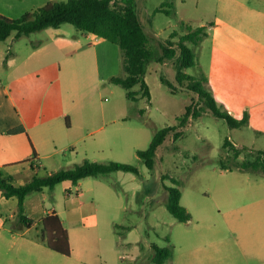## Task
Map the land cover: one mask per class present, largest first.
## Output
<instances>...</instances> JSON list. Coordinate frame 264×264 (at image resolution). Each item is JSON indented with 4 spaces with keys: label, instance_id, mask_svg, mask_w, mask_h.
<instances>
[{
    "label": "rangeland",
    "instance_id": "374dc122",
    "mask_svg": "<svg viewBox=\"0 0 264 264\" xmlns=\"http://www.w3.org/2000/svg\"><path fill=\"white\" fill-rule=\"evenodd\" d=\"M225 1L117 0L136 7L150 46L161 53L162 43L174 48L176 54L147 64L145 79L150 99L143 95L139 83L131 88L137 97L131 100L126 89L109 77L92 79L87 72V84L82 86L81 81L78 90L81 96L86 91L84 100L93 102L97 121L84 132L70 131L63 143L66 147L58 154L60 161L55 165L46 163L38 176H45L53 166L67 169L84 159L123 162L135 166L138 172L116 170L97 177L102 181L99 186L93 177H86L80 179L78 188V184L61 182L26 196L27 201L45 196V206L62 212L65 226L71 225L66 216L71 205L79 204L77 196L83 212L96 209L98 231L95 233V227L89 224L83 228L96 236L92 242L99 256L94 264H113V257L114 264H160L155 246L172 249V258L165 261L169 264H264V170L221 169L220 163L232 166L237 150L238 160H253L264 151V87L258 83L244 87L241 90L246 97L238 88L228 89L230 92L218 89L215 81L214 28L210 25L219 16L224 17L221 8ZM246 1L252 6H260L261 2L264 7V0ZM163 2L173 3L171 14L155 10ZM162 8L169 5L163 4ZM187 24L193 28L204 25L205 30L193 40H183L192 51L193 64L182 66L178 43L187 32ZM64 25L75 29L70 23ZM41 39H45L43 30L0 41V80L6 82V63L11 53L17 52L21 61ZM258 40L264 44V36ZM116 45L117 74H122ZM178 71L183 73L179 81ZM161 76L171 81L174 89ZM204 76L207 83L202 80ZM198 80L221 109L233 111L236 118L254 108L248 122L230 127L225 119L217 117L194 89ZM252 92L258 93V98ZM40 98V107H49L44 93ZM166 126L173 128L156 150L154 167L148 168L137 150L147 149L154 135ZM175 187L181 191L180 202L191 213L188 221H179L165 205L171 196L168 189ZM69 197L75 199L74 204L67 201ZM124 227L131 229L120 238L119 234L126 232ZM126 240L131 241L129 245L123 244ZM16 247L13 244L11 254L16 253ZM43 247L49 255L64 257ZM132 247L134 250H130ZM120 254L125 258H119Z\"/></svg>",
    "mask_w": 264,
    "mask_h": 264
},
{
    "label": "crops",
    "instance_id": "0c3cea01",
    "mask_svg": "<svg viewBox=\"0 0 264 264\" xmlns=\"http://www.w3.org/2000/svg\"><path fill=\"white\" fill-rule=\"evenodd\" d=\"M48 1L0 0V13L18 18ZM258 5L252 6L246 0H227L221 8L225 18L219 16L210 25L214 28L215 81L217 88L225 92L238 88L245 95L241 90L244 87H253L255 83L264 87V44L258 40L264 36V7L261 2ZM64 24L42 29L45 39L34 45L21 61L17 59V52L11 53L6 63V82L0 80V173L3 172L4 177L10 176L14 184H24L38 176L46 163L57 164L60 161L58 154L66 147L63 143L69 132H84L96 123L93 102L85 101L86 91L81 96L78 90L81 81L82 86H86L87 72L91 73L92 79L97 76L98 80H105L119 70L116 43L82 32L75 26L74 30L69 29ZM43 93L47 97V108L39 105L38 100ZM252 93L254 98H258V93ZM226 102L234 104L229 100ZM239 109L243 111L244 108ZM248 111L249 120L254 108ZM228 113L235 115L233 111ZM18 126H23L24 130L8 132ZM57 170V166H53L47 174ZM93 178L98 186L102 183L99 178ZM65 182L71 181H62ZM69 184H66L69 188L67 194L71 192ZM77 184L78 188L81 180ZM44 197L38 195L31 201L25 198V213L33 224L24 227L16 220L17 197H7L0 190V264H94L96 256H99L92 242L96 236L94 231L88 233L83 228L89 224L95 227V233L98 231L96 209L83 212V203L77 196L76 203L79 204L71 205L66 216L71 225L65 226L62 212L54 206H45ZM67 201L74 204L75 199L69 197ZM52 212L60 216L68 231L69 256L47 254L43 247L47 245L39 238L40 222ZM124 228L126 232L119 234L120 238L126 237L131 229ZM130 242L126 240L123 244L129 245ZM13 244H17V251L11 254ZM118 257L125 258L121 254ZM114 261L115 257L113 264Z\"/></svg>",
    "mask_w": 264,
    "mask_h": 264
},
{
    "label": "trees",
    "instance_id": "16d2710c",
    "mask_svg": "<svg viewBox=\"0 0 264 264\" xmlns=\"http://www.w3.org/2000/svg\"><path fill=\"white\" fill-rule=\"evenodd\" d=\"M168 4L169 8H162ZM156 11H163L167 14L173 12L172 2H163L156 7ZM64 23H70L82 32L93 33L103 39L118 44L120 49V66L122 74H115L109 80L126 89V95L131 100H136V93L131 89L135 84H140L142 93L148 99L151 98L150 87L145 79L147 64L150 61H162L163 58H172L176 51L170 46L161 45V53L149 45L148 37L143 31L139 15L135 6L129 3H120L117 0H49L44 5L25 12L18 18H10L0 13V41L6 40L12 33L15 38L29 35L47 27H60ZM187 32L181 35L179 41L180 65L193 64V54L190 48L183 44V40H193L199 32L205 30V26L193 28L186 25ZM183 77L181 71L177 72V80ZM169 88L174 89L175 85L161 76ZM207 83V78L202 79ZM194 89L203 97L212 112L227 121L230 127H239L248 122V112L245 110L242 118L233 117L226 110H222L211 92L202 87L200 81L194 83ZM189 110V107H187ZM173 127H163L152 138L147 149L137 150V154L145 161L148 168H153L155 153L169 130ZM23 126L10 129L8 132L15 133L23 131ZM239 150L236 151L234 164L226 166L221 163V169H239L247 171L264 170V151H259L253 160H238ZM125 170L138 172L131 164L109 161L99 162L84 159L83 162L67 169H59L45 176H33L24 184H14L12 178L0 175V190L7 197L16 196L18 199L16 220L29 227L33 224L25 213V198L32 191H41L44 187L52 189L56 184L69 180L77 184L80 179L86 177H99L112 171ZM171 196L166 201L167 209L179 220L188 221L191 218L190 211L180 202L181 191L178 188H169ZM39 238L50 249L69 256L71 246L68 231L56 212L45 216L41 222ZM155 252L159 257L160 264H169L165 261L171 259L173 251L169 247L155 246Z\"/></svg>",
    "mask_w": 264,
    "mask_h": 264
}]
</instances>
